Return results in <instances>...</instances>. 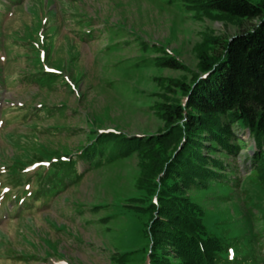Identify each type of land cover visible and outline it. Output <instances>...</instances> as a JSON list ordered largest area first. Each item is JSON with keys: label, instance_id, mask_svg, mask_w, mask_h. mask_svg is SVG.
<instances>
[{"label": "rangeland", "instance_id": "obj_1", "mask_svg": "<svg viewBox=\"0 0 264 264\" xmlns=\"http://www.w3.org/2000/svg\"><path fill=\"white\" fill-rule=\"evenodd\" d=\"M254 23L195 13L181 0H0V264H147V217L127 209L139 194L135 153L88 171L76 160L80 176L64 185L40 177L36 186L30 176L48 173L53 153L74 158L91 132H158L157 103L164 96L183 101L163 86L189 81L209 38ZM160 56L187 68L155 66ZM228 125L241 140L237 157L210 156L234 164V174L226 187H189L186 195L200 208L204 229L228 248L227 259L259 260L264 189L245 176L248 135ZM35 189L41 195L23 204Z\"/></svg>", "mask_w": 264, "mask_h": 264}, {"label": "trees", "instance_id": "obj_2", "mask_svg": "<svg viewBox=\"0 0 264 264\" xmlns=\"http://www.w3.org/2000/svg\"><path fill=\"white\" fill-rule=\"evenodd\" d=\"M181 6L195 13L215 11L255 23L225 39L209 38L197 49L196 68L189 81L171 79L163 86L166 92H178L183 101L180 104L174 94L170 99L163 95L155 106L162 124L158 132L139 137L111 130L91 132L89 143L75 148L74 158L65 153L67 158L59 160L49 152L54 157L48 160L51 170L43 174L35 170L30 177L35 185L40 177L63 185L73 183L80 176L74 168L76 160L88 171L133 152L138 157L134 187L139 194L127 209H137L147 217V264H262L263 256L259 260L253 255L227 259L228 248L204 229L200 208L188 200L186 192L211 183L226 187L234 164H224L210 154L236 156L241 140L230 123L247 132L253 152L245 154V176L251 185L264 189V0H181ZM154 64L187 68L171 56L157 57ZM38 72L35 69V76ZM204 141L208 143L204 145ZM234 179L233 187L238 178ZM39 195L35 189L22 203L34 202Z\"/></svg>", "mask_w": 264, "mask_h": 264}, {"label": "water", "instance_id": "obj_3", "mask_svg": "<svg viewBox=\"0 0 264 264\" xmlns=\"http://www.w3.org/2000/svg\"><path fill=\"white\" fill-rule=\"evenodd\" d=\"M245 133H247V132H245Z\"/></svg>", "mask_w": 264, "mask_h": 264}]
</instances>
